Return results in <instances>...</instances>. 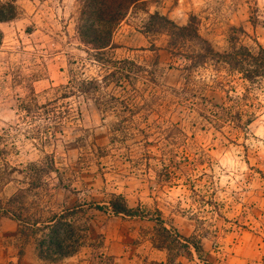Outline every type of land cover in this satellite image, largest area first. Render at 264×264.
<instances>
[{"label":"rangeland","instance_id":"374dc122","mask_svg":"<svg viewBox=\"0 0 264 264\" xmlns=\"http://www.w3.org/2000/svg\"><path fill=\"white\" fill-rule=\"evenodd\" d=\"M15 3L17 15L0 21V170L9 177L0 198L26 185V164L48 154L57 173L27 192L20 213L83 205L71 219L83 245L64 264L165 261L166 251L151 246L154 222L85 205L105 204L111 193L158 209L179 234L200 241L210 264H264V77L249 82L223 64L185 68L165 33L144 32L155 11L178 25L193 14L219 51L234 42L264 47V0L139 2L104 50L108 64L79 41L78 0ZM124 59L142 68L114 63ZM110 69L121 80L102 90L126 104L102 109L87 95L61 97L72 73L99 79ZM29 106L59 117L43 141L31 128L49 120L25 117ZM58 177L67 188H54ZM17 239L35 248L34 237ZM179 249L182 264H203L193 249Z\"/></svg>","mask_w":264,"mask_h":264},{"label":"trees","instance_id":"16d2710c","mask_svg":"<svg viewBox=\"0 0 264 264\" xmlns=\"http://www.w3.org/2000/svg\"><path fill=\"white\" fill-rule=\"evenodd\" d=\"M144 0H78L79 14L76 23V33L79 41L87 46L97 61L108 64V59L102 57L106 48L112 47V34L120 21L125 17L128 9ZM18 13L15 0L0 1V21L13 19ZM250 21L254 22L251 20ZM144 32L165 33L168 36V50L177 53L185 60V68H197L204 64H223L231 71H236L249 82L264 77V47L255 43V46H247L240 43H232L229 50L219 51L213 47L211 42L200 35L197 25V18L191 14L186 23L178 25L171 19L158 12L148 15L144 24ZM113 62V61H112ZM124 62L133 67L141 69L140 65L132 60L124 59L114 61V63ZM115 69L108 70L101 78H82L72 73L69 84L63 86V98L80 93L90 96L96 101L98 107H116L126 104L123 98L117 97L112 93L102 90L111 82H119L121 77L115 75ZM50 104V101H48ZM39 107L22 108L24 116L37 117L45 120L42 125L32 127L31 130L37 136L43 135L42 141L49 135H53L52 128L58 124L57 115L49 116L50 110L45 109L42 113L38 112ZM52 110V109H51ZM64 107L62 112H67ZM35 112H38L35 114ZM36 115V116H35ZM46 115V116H43ZM53 119V121H51ZM11 128V127H10ZM1 138V136H0ZM39 139L41 137L39 136ZM28 182L19 188L15 193L6 199L0 198V216H9L18 222V233L25 239L34 237L35 248L38 258L49 262H54L59 258L71 256L83 245V235L75 230L71 219L82 210L83 205L63 208L58 212L49 211L43 215L25 213L22 215L20 210L26 209L27 192L39 186L43 175L50 172L57 173V168L52 156L45 154L39 160H32L25 167ZM8 172L0 170V188L8 179ZM67 188L61 178H56L54 188ZM88 207H93L99 211H108L113 215L128 217H144L154 222L156 236L150 240L151 246L158 250H165V261L154 262V264H182L177 258L180 249H193L198 259L203 264H210L206 258H202L203 247L200 241L191 236L179 234L162 216V213L155 209L157 214H151L140 206L128 205L122 194L111 193L105 204L86 203Z\"/></svg>","mask_w":264,"mask_h":264},{"label":"crops","instance_id":"0c3cea01","mask_svg":"<svg viewBox=\"0 0 264 264\" xmlns=\"http://www.w3.org/2000/svg\"><path fill=\"white\" fill-rule=\"evenodd\" d=\"M16 223L7 218H0V264H64L63 258L47 262L37 257L34 246L22 245L17 239ZM16 239L18 245H15ZM21 250V252H18Z\"/></svg>","mask_w":264,"mask_h":264}]
</instances>
